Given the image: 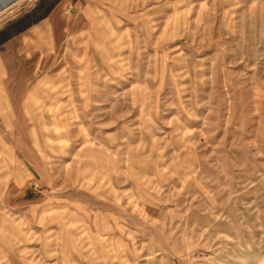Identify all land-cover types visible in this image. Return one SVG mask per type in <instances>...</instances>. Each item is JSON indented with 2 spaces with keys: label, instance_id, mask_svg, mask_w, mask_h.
Listing matches in <instances>:
<instances>
[{
  "label": "rangeland",
  "instance_id": "rangeland-1",
  "mask_svg": "<svg viewBox=\"0 0 264 264\" xmlns=\"http://www.w3.org/2000/svg\"><path fill=\"white\" fill-rule=\"evenodd\" d=\"M12 8L0 264H264V0Z\"/></svg>",
  "mask_w": 264,
  "mask_h": 264
},
{
  "label": "bare ground",
  "instance_id": "bare-ground-1",
  "mask_svg": "<svg viewBox=\"0 0 264 264\" xmlns=\"http://www.w3.org/2000/svg\"><path fill=\"white\" fill-rule=\"evenodd\" d=\"M20 1H22V0H9L7 3L2 4V5L0 6V18H1L2 16H5V15H8V14L12 13L13 11H10L11 8H12L15 4L19 3ZM23 1H24V0H23ZM12 9H13V8H12Z\"/></svg>",
  "mask_w": 264,
  "mask_h": 264
},
{
  "label": "water",
  "instance_id": "water-1",
  "mask_svg": "<svg viewBox=\"0 0 264 264\" xmlns=\"http://www.w3.org/2000/svg\"><path fill=\"white\" fill-rule=\"evenodd\" d=\"M9 0H0V6L2 5V4H5V3H7Z\"/></svg>",
  "mask_w": 264,
  "mask_h": 264
},
{
  "label": "crops",
  "instance_id": "crops-1",
  "mask_svg": "<svg viewBox=\"0 0 264 264\" xmlns=\"http://www.w3.org/2000/svg\"><path fill=\"white\" fill-rule=\"evenodd\" d=\"M10 38H8L7 40L3 41L2 43H0V47L3 46L5 43H7V41L9 40Z\"/></svg>",
  "mask_w": 264,
  "mask_h": 264
}]
</instances>
